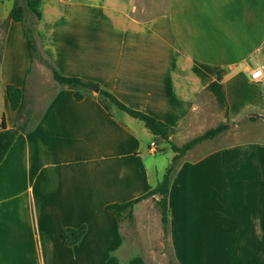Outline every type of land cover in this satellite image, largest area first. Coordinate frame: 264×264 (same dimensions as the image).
Instances as JSON below:
<instances>
[{
    "label": "crops",
    "instance_id": "0c3cea01",
    "mask_svg": "<svg viewBox=\"0 0 264 264\" xmlns=\"http://www.w3.org/2000/svg\"><path fill=\"white\" fill-rule=\"evenodd\" d=\"M12 3L0 0V122L3 118L8 129L25 124L26 130L0 163V264H148L135 255L128 219L118 221L105 206L154 188L158 178L151 182L146 159L169 151L170 162L174 153L157 152L161 147H151L154 137L144 124L98 92L78 90L83 98L76 100L73 89L56 84L45 102L32 99L37 61L22 23L8 18ZM24 4L35 15L40 49L61 74L95 82L127 107L166 123L174 129L170 140L209 129L205 125L219 112L207 86L220 70L228 121L236 126L243 118L242 108L233 107L239 91L234 80L237 73L248 76L250 61L264 58V0ZM6 85L23 91L16 111L9 107ZM249 103L264 109V101ZM3 136L0 128V141ZM211 140L189 150L171 178L166 226L171 260L264 264V144L231 141L187 158ZM158 199L133 207L132 225L143 236L144 225H161ZM81 225L86 231L80 241L63 245L60 231Z\"/></svg>",
    "mask_w": 264,
    "mask_h": 264
},
{
    "label": "trees",
    "instance_id": "16d2710c",
    "mask_svg": "<svg viewBox=\"0 0 264 264\" xmlns=\"http://www.w3.org/2000/svg\"><path fill=\"white\" fill-rule=\"evenodd\" d=\"M8 18L14 22L22 23L25 33L27 35V43L31 56L38 62L42 63L51 72L52 79L58 86L68 87L73 89V97L76 100L83 98V95L78 92L79 88L90 89V87H98V95L105 101L113 104L118 110L128 114L132 118L141 121L148 131L154 137V144L159 141L169 144V149L174 153L168 164L165 172L163 174L162 180L152 189L148 190L145 194L129 200L123 203H112L105 206V209L112 212L118 221L122 218H127L129 223H132L133 219V207L136 203L140 202L149 197L159 196V199L155 202V207L160 214V220L162 224V229L164 235H166L167 226V197L168 189L170 185L171 178L180 163L181 158L191 149L196 147L203 141L213 139L217 137L222 132L228 129L229 124L227 121L221 122L214 127H211L204 131L202 134L194 136L188 141L184 142L180 146L170 143V136L174 133V129L167 125L166 123L159 121L151 115H148L142 111L135 110L127 107L122 102H120L115 96L110 92L102 89L99 85L92 81H83L78 77L65 76L61 74L50 58H48L40 49L38 44V39L35 33V15L26 9L24 0H13L12 7L8 13ZM222 71H217L216 81L211 82L207 89L215 97L217 104L223 109L224 116L227 120L228 118V105L224 93V88L221 81ZM6 98L8 100L9 107L11 110L16 111L21 103L23 91L19 87L13 85H6ZM103 107L107 110L108 106L106 104ZM254 119V118H250ZM0 128L4 132V136L0 141V163L2 162L5 154L12 145L16 136L26 130L25 124L16 125L13 128H6L4 119H1ZM162 149L161 151H163ZM86 231V226L81 225L77 228H63L59 233L60 241L65 246H73L80 241L82 236Z\"/></svg>",
    "mask_w": 264,
    "mask_h": 264
},
{
    "label": "rangeland",
    "instance_id": "374dc122",
    "mask_svg": "<svg viewBox=\"0 0 264 264\" xmlns=\"http://www.w3.org/2000/svg\"><path fill=\"white\" fill-rule=\"evenodd\" d=\"M3 29H4V23L3 25L1 23L0 35H2L1 33ZM0 40H1V36H0ZM51 61L55 65V62L53 60ZM249 66L251 69L257 66H262L264 71V58L258 59L256 61H250ZM239 68L241 67H237V70ZM228 72L232 74L236 73L235 71L234 72L228 71ZM234 82H235V86H237L239 91L235 93L236 100L235 102H233V107L236 110L238 109L236 106L242 108L241 112H243L242 113L243 118L240 119V121L236 124V126H234V123H229L227 118V120H225L229 124L228 126L229 130H227V134L218 136L209 142H205L197 149L195 153L193 152L191 155L187 154V158L192 159V157H195L196 155H202L210 151L211 149L217 147L219 144L221 145L231 141L241 140L243 142L238 144L245 143V145L250 142L256 143L259 146L264 144V121L258 117L248 116V114L250 113H259L264 116V109L262 111H257L256 109H251L248 107V105L250 104L249 102L258 103L264 101V82L255 83L250 80L249 76L241 73H237ZM30 83H31L30 97L35 100L41 99L43 100V102H45L50 98V96L54 92V89L57 86L55 81L51 77L50 70L38 61L34 65V70L32 72ZM79 90L89 94L93 92L89 88L88 89L79 88ZM216 105L217 108H214V110L216 112L218 111L219 114L213 117V119H210L208 121V123L205 125L208 126L207 128L214 127L217 124L221 123V121L219 120L222 119V117L224 116L223 109L218 104ZM40 113H41V106H39L36 109V111H34L33 117L31 118L32 121H34V119H36V117L39 116ZM250 118H254V119L252 120ZM149 140H150L149 137H146L144 140L145 150H147V146H148L147 144H149ZM188 140L189 139H185V137L178 139L173 138L170 140V143L180 146L181 144H183ZM158 145L161 148H156L157 152H164L165 149L170 150L168 143L159 141ZM162 149L164 150L161 151ZM168 153L169 154H159V155L157 154L155 156L152 155L151 158L146 159V164L150 165L152 168L151 170L152 175L150 176L151 178L150 180L152 183H155L156 177L158 178L156 184L157 182L159 183L162 180L161 177H163L164 173L162 172V170L159 169L162 165H164V168L165 166L167 167L171 155L169 151ZM146 156L148 157V154ZM232 159H233L232 157H229L225 161L230 163ZM161 172L163 174H161ZM161 226L162 224L160 225V227H158L156 224H154V222H151L148 225H144V229L146 230V236H143L144 231L138 233L135 230V227L132 225V223L129 224V229L132 232V239L134 243L132 248L135 252V255H137V252H139L140 254L145 256L148 264H173L170 256V247L168 245V242L166 240V235H164Z\"/></svg>",
    "mask_w": 264,
    "mask_h": 264
},
{
    "label": "built area",
    "instance_id": "2783aa9c",
    "mask_svg": "<svg viewBox=\"0 0 264 264\" xmlns=\"http://www.w3.org/2000/svg\"><path fill=\"white\" fill-rule=\"evenodd\" d=\"M248 76L251 81L255 83H262L264 82V71L262 66H257L253 69H250L248 72ZM155 144L151 143V147H153Z\"/></svg>",
    "mask_w": 264,
    "mask_h": 264
},
{
    "label": "water",
    "instance_id": "95a60500",
    "mask_svg": "<svg viewBox=\"0 0 264 264\" xmlns=\"http://www.w3.org/2000/svg\"><path fill=\"white\" fill-rule=\"evenodd\" d=\"M90 89L92 91H94L95 93L98 92V87L94 86V87H90ZM249 117H258V118H261L263 121H264V116L262 114H259V113H250L248 114Z\"/></svg>",
    "mask_w": 264,
    "mask_h": 264
}]
</instances>
